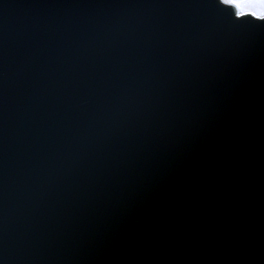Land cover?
I'll list each match as a JSON object with an SVG mask.
<instances>
[{"label": "water", "instance_id": "1", "mask_svg": "<svg viewBox=\"0 0 264 264\" xmlns=\"http://www.w3.org/2000/svg\"><path fill=\"white\" fill-rule=\"evenodd\" d=\"M8 1H10V0H0V4L7 3L8 7H9L10 5L8 4ZM31 1L34 2V4L39 5V4L43 3V2H47L48 0H31ZM209 1H210V3H208L209 6L212 5V4H215L214 0H209ZM59 6H60L61 11H63V12L65 10H68V9L71 10V11L74 10V7L71 8L68 4H64V5L59 4ZM142 7H145V6L142 5ZM139 14L140 15H144L143 11H140ZM59 15L60 14H58V13H54V15L50 16V18L53 19L52 21L55 20V22H57V19H58ZM219 17L223 18L221 15H219ZM114 23H115L116 26H121V27L131 26L133 24V22L130 23V22H126V21H123V20H117ZM247 23L249 25L248 27H239V26H235V25H233V26L238 28V29L243 28L245 30H252V31H255V32H259L260 34L264 35V24L263 23H257V24H259L257 26L251 25L252 21H249V20H247ZM202 34H204V35H201V37H204V36L205 37H212V38L217 37L211 31H209L208 28H204V32H202ZM240 35H243V32L240 33ZM231 41H234V40L231 39ZM245 81H247L249 83L248 87L251 90V93L249 95V101L257 103L260 95H263V97H264V78L262 80L257 79V77L255 76V74L253 72V67H252L249 71H247L246 77H245ZM260 91H263L262 94L260 93ZM258 110H259V112L256 113V118L255 119L252 117V115H251V113L249 111L247 116H248V118L251 121L248 118H246V114L245 113H242L240 115L241 119H239L238 121H236V123H234L232 125V128L235 131L240 132L239 136H244L249 131H251L253 129L251 127V124H252L253 121L259 127L257 129V133L259 134L258 131L260 130V126L264 127V99L259 103ZM206 123L208 124V126H210L209 122H206ZM220 141H221L220 138L214 137V138L209 139V144L215 147V146L219 145Z\"/></svg>", "mask_w": 264, "mask_h": 264}, {"label": "snow or ice", "instance_id": "2", "mask_svg": "<svg viewBox=\"0 0 264 264\" xmlns=\"http://www.w3.org/2000/svg\"><path fill=\"white\" fill-rule=\"evenodd\" d=\"M217 6L229 17L231 23L239 27H248L247 18H254L253 24L264 22V0H214ZM241 4L248 5V10L236 11ZM257 9H259L257 11ZM229 10H234L229 14ZM2 244V241H0ZM0 264H5V260L0 254Z\"/></svg>", "mask_w": 264, "mask_h": 264}, {"label": "clouds", "instance_id": "3", "mask_svg": "<svg viewBox=\"0 0 264 264\" xmlns=\"http://www.w3.org/2000/svg\"><path fill=\"white\" fill-rule=\"evenodd\" d=\"M236 11H245V10H248V5H245V4H241L239 7H237L235 9ZM259 9H257L258 11Z\"/></svg>", "mask_w": 264, "mask_h": 264}, {"label": "bare ground", "instance_id": "4", "mask_svg": "<svg viewBox=\"0 0 264 264\" xmlns=\"http://www.w3.org/2000/svg\"><path fill=\"white\" fill-rule=\"evenodd\" d=\"M36 32H34V34H35Z\"/></svg>", "mask_w": 264, "mask_h": 264}]
</instances>
